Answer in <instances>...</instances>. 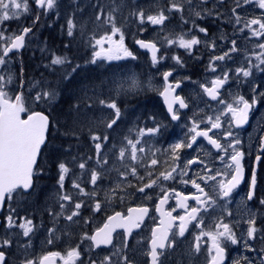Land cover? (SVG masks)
<instances>
[{
	"label": "flooded vegetation",
	"instance_id": "flooded-vegetation-1",
	"mask_svg": "<svg viewBox=\"0 0 264 264\" xmlns=\"http://www.w3.org/2000/svg\"><path fill=\"white\" fill-rule=\"evenodd\" d=\"M164 3L165 8L168 9L169 0H164ZM232 6V0H223L222 3L220 0H207V3L200 10H211L212 15H205L202 19H196L197 25L205 27L208 30L206 36L204 33L196 31L189 33V29L192 28L191 23H183L179 13H170V19L166 23L172 26V28L169 26L172 37L176 32H178V35L186 33L188 34V38L194 34L203 42L194 46L192 54L189 55L182 48L164 46L158 40L149 36L146 40L155 41L161 49L157 54L158 57H164L156 66L152 65L150 54L140 50L136 44H125L136 55L137 59L135 60L128 57L113 61L98 59L93 64L91 60L93 59L94 49L91 44L92 37L90 35L85 37L87 39L85 44L76 43V45L72 46L73 51H66L69 52L70 60L63 67H57V70L59 73L64 74L67 72L70 74L71 78L68 79L70 82L67 89L71 90V87L78 88V84L75 85V83L76 81L80 82V95L83 94L86 88L93 90L89 98L95 101L96 104L93 103V107H89L87 104L85 108L74 106L71 109L63 108V106L58 108L57 106L56 111L59 114L61 112L62 114L60 115L64 114L68 116V125L63 126L70 128V131H76V129L83 126L86 122V129L91 128V132H104L106 130L104 121L108 119V113L111 110L106 108L102 109L99 106L98 99L108 98L109 96L116 97L122 115L118 124L113 129L107 130L110 134V140L105 146L104 151L110 157L109 167L114 166L115 169H119V172H127V180L131 181V186H127L126 191L119 192L118 194L114 193L110 202L105 200L104 192L110 190L119 179V173L116 170L109 171L103 179L98 181L99 187L97 191L102 202L101 211L93 212L91 207L92 201H88L87 197L76 195L75 199L86 201V206H83L81 209L82 216L76 218L79 220V223H71L61 217L55 223V233L50 236L48 229L54 225L49 216L48 209L55 208L59 211L57 186L58 162L51 166L44 164L43 148L48 142L47 138V142L42 148L34 168L33 186L31 190L28 193H24L21 189H17L16 191V193L24 196L26 204L33 202L32 212L28 211L24 214L22 210L19 217L27 216L32 219L35 226L34 231L30 234V237L10 235L13 242L11 247L6 250L8 264H22L24 260L31 258L39 261L40 257L51 252H57L60 256L53 258L48 264H63L61 256H66L70 248H77V246H79L78 251L80 252V257L75 261V264H90L91 260L102 258L104 254L113 251L114 247L122 246L125 239V230L118 226L115 227L112 233L113 245L108 247L101 246L100 248H94L90 240L82 239L83 234L85 232L93 234L98 228H102L108 222L109 216H113L117 212L121 213L122 217H128L130 215L129 208L147 207L149 209L148 213L140 219L138 227L132 228L131 235L127 239L129 260L135 261V264H145L148 260L145 252L150 246L152 230L154 228L157 229V234L159 235V231L164 228L161 220L167 222L169 219L167 215L163 214L171 212L172 217L186 215V209L179 207L177 204L180 198L175 195V192L179 191L183 195H190L195 194L196 190L191 187L190 183H181V178L175 173V180L163 181L160 179L157 185H154L152 188H146L144 193L137 191V186H143V184L149 183L152 179L158 178L160 172L170 171L173 167L179 166L178 171L185 169L186 161L193 157H198L204 163L192 165L188 171V175L184 176L183 179H196L200 175L207 176L205 165L224 173V175L218 176L216 181H208L207 184L203 180H198L206 188V191L217 200V204L207 212L201 211L198 214L199 221L202 222L201 227H196L198 221L190 222L184 237H179V225L181 221L179 219L173 220L172 227L168 229V235L169 240H176V245L171 249L166 247V255L160 258L163 264H211V259L214 255V252L210 251L211 241L208 240L207 236H202L198 242L200 251L197 253L195 251V245L197 243L195 237L201 231H217L216 225L221 220L230 224L238 239V243L235 245L231 244V242H224L226 251L223 264H234L235 261L241 260V258H247L242 261V264H260V261L264 259V251H262L264 250V205L260 203L264 199V159L256 165L257 184L252 200L247 199V192L249 190L252 166L255 163L259 138L264 136V97L258 98V103L250 111L249 120L243 127L236 128L232 125V131L240 139V147L246 155L242 161L245 166L244 177L238 187L233 191L232 196L227 200L219 199L216 196V192L219 190V180L230 179L229 169L220 163L216 158V150L203 137H198V143L194 145L195 150L187 148L181 150L179 153V161L174 160L171 153V146L174 143L187 139L189 135L188 128L191 127L193 120L207 121L209 116L215 117L219 114L218 110L224 108V105L209 99L203 93V90L199 87L200 83H208L213 76L220 75L222 71H227L233 78L220 89V98L226 102H232L233 97L237 95L244 96L245 99L251 101L253 87H256L258 92H264V81L260 79L262 76L260 73L257 74L255 69L251 70L252 74L247 80L243 77L239 79L235 77L237 67L247 66L248 59L242 58L241 52L249 47L251 39H248L239 32L233 31V24L229 22L232 16ZM183 14L186 18L195 19L187 10V5H185ZM78 26L79 23L76 22L74 32ZM1 27L6 29L8 34L18 33L24 28V16L20 19L9 20L4 25H1ZM101 28L107 32L103 26ZM103 35L105 34H101V36ZM232 39L237 40L239 51L231 53V58L227 61H216L217 72L212 73L208 70L211 56L221 55L224 51H227L232 46ZM213 41L215 46L209 48L208 44H212ZM109 46L108 43L103 45L104 48ZM250 49L252 50V46ZM174 55L180 57L183 62L182 65L177 64L172 59ZM10 57L14 63V82L17 71H19V78L15 82L17 88L14 89V85H11V89H13L11 90L10 97L14 100L16 94L22 93L24 98V48L18 53H11ZM77 65H79L78 68H76ZM73 68H76L75 72H72ZM113 69H119L121 75L134 74L136 78H139L143 86L135 93L116 96V93L114 91L112 92L113 84L110 89L112 78L114 79L112 77L114 74ZM165 71H172L173 75L169 77L171 83L181 82V87L171 93L169 100L172 96L178 94L188 104V107L185 109H179L178 104L173 105L174 109H179L180 119L178 121L171 120L168 112V104L164 103L161 95L165 88L163 79V72ZM258 79H260V82L256 81ZM22 81L23 87L21 88ZM70 93L67 92L63 100L59 99L60 102L65 103L64 106L79 101L76 98L80 99V95H75L76 98L73 99ZM65 110L67 111L64 112ZM22 117H24V114ZM75 119L78 122H76V125L72 124L73 127H71L70 123ZM221 120L224 121L225 117L221 116ZM227 120H231L230 114L227 116ZM52 126L53 122L51 121L50 128ZM157 126H159L160 130L156 135H139L138 129ZM209 126L206 122L201 124V128H207ZM223 127L227 129L229 124L224 123ZM90 130L88 134L86 131L82 136H74L71 139L74 155L63 157L72 167V171L69 172L65 181V187L72 193H76L77 191L72 188V180L75 178L73 172L77 175L81 173V170L72 164L73 156L87 158L89 154L95 155V149L89 138ZM216 131L218 130H213V132ZM212 134L209 133V135ZM126 138L133 140L139 138L141 144L138 147H144L146 149L144 153L137 152V160L135 162L131 159V148L127 144ZM221 139L223 138L221 137ZM122 146L126 149V155L123 160H120L117 157L119 149ZM152 159L158 161L154 166H150ZM125 165H128V167ZM132 166L136 167L139 173L138 177L131 175ZM89 178L90 174L81 176V181L83 182V186L86 187V190H91L93 187L88 183ZM36 183L39 184L40 190L37 196H33V189ZM121 183L126 184L127 182L121 181ZM165 193L168 194L169 198L165 203L160 204V199ZM9 203L7 200L5 201L0 213V238H3L1 235L4 228V218L9 214V209L12 208ZM185 203L190 207L197 206L194 200H188ZM158 205L160 211H157ZM21 208L24 209V205ZM131 216L135 219L139 216V213L133 212ZM250 216L255 217L256 227L259 230L252 240H248L246 235L248 228L247 221ZM85 219L87 223L84 222ZM112 223L116 224L118 221H113ZM17 230L18 228H13L11 231L17 233ZM50 238L53 241L51 244L48 243ZM167 243L168 241H165L166 246ZM246 244L250 245L253 251L246 250ZM158 251L160 250L158 249Z\"/></svg>",
	"mask_w": 264,
	"mask_h": 264
},
{
	"label": "snow or ice",
	"instance_id": "snow-or-ice-1",
	"mask_svg": "<svg viewBox=\"0 0 264 264\" xmlns=\"http://www.w3.org/2000/svg\"><path fill=\"white\" fill-rule=\"evenodd\" d=\"M30 2L35 4L37 9L35 14V19L33 24L39 21L41 15L47 16L51 11L58 7V0H0V25H3L5 21L12 19H20L22 16L31 14ZM222 3L223 0H220ZM75 3V0H73ZM207 0H169V7L167 11L163 8L157 13L148 14L145 16L143 10L133 13L134 19L133 23L137 24L138 29L143 32L146 31L144 27L146 24L153 26H164L165 22L170 19V13H179L180 19L183 23H191L192 28L189 29V33L196 31L199 33H204L207 35L208 30L205 27L196 24V19H202L205 15H212L211 10L204 9V5ZM185 5H187V10L195 19H189L184 16ZM232 16L229 22L233 24V31L239 32L241 34L247 32L248 39L255 38L258 43L256 47L260 50L259 52H253L248 58L247 66L237 67L235 70V77L239 79L243 77L247 80L252 74V69L264 70V42H261V38H264V0H232ZM78 7V5H77ZM94 8H99L100 11L96 13V20L101 21L105 24H111V33L105 34L99 38L95 39L93 44V59L91 63L95 64L98 59H103L107 61L120 60L123 57L131 58L132 60L137 59L136 55L125 46V35L122 28L117 26L113 13L115 9L108 12L107 18H104L103 5L97 0V4L93 6ZM255 7L260 9V14L248 15V8ZM243 13V14H242ZM76 28V22L74 16H70L67 19V29L66 34L69 38L74 37V30ZM163 30V27H161ZM31 27H24L18 33L6 34V29L0 27V66L6 65L11 59L10 53L19 52L26 45V37L31 33ZM119 35L118 40H113L114 36ZM165 44L169 47H179L188 52L189 55L192 54L194 46L201 44L203 41L196 35H191L188 38V34L182 33L179 37L173 39L170 36L164 37ZM108 43L110 46L104 48L103 45ZM136 45L140 49L147 50L150 53V59L153 66H156L161 60L164 59L163 56L158 57V52H160V47L155 41L146 40L142 38H137L135 40ZM231 47L227 51H224L221 55H212L208 65V70L212 73L217 72L216 61H227L231 58V53L239 51L238 42L236 39L231 40ZM70 42L65 47H69ZM214 41L212 44H208L209 48H213ZM98 49V50H97ZM172 59L177 63L182 65V60L178 56H173ZM68 63L67 56H61L53 53L51 57L50 64H46L45 67L55 71L57 67H63ZM79 65L76 66L78 68ZM76 68L72 69V72L76 71ZM115 75V74H114ZM173 75L172 71L163 72V79L165 82V88L161 95L165 97V101L168 104V112L171 116L172 121H178L180 119L179 109H185L188 107L185 99L180 95L172 96L169 100L171 93L175 92L176 89L181 87V82L177 81L175 84L169 81V77ZM63 78L68 80L71 78L70 74L65 72ZM233 77L227 71H222L220 75L213 76L208 83H200L199 87L203 90V93L213 101L224 105V108L219 109V114L215 117L209 116L207 121L204 120H193L191 122V127L188 128L189 135L185 141L176 142L171 146V153L174 160H180V151L187 149H194V145L198 143V137H203L204 140L216 150V158L224 165L225 168L229 169L230 179L219 180L218 181V192L216 196L221 200H227L233 194V191L241 183L244 177L245 166L242 161L245 157V152L241 149L240 139L234 135L232 131V125L236 128L243 127L249 120L250 111L258 103L259 97H264V92H258L256 87L252 88V98L251 101L245 99L244 96L237 95L233 97L232 102H226L224 99L220 98V89L223 88L230 79ZM13 76L11 73L0 74V206L7 201H11L14 198V193L17 189H24L27 191L33 181L34 166L37 164V157L41 150V146L45 143L46 132L50 127L49 117L40 111L30 110L23 98L22 93L16 94L14 102L10 97L9 91L7 90L8 85L11 84ZM39 82L33 85V88L38 86ZM23 87V81L21 82V88ZM140 88V82L133 75L128 79L114 80L112 91L116 93V96L121 94L135 93ZM58 97V92L52 88L41 87L39 91L35 93L33 97V102L37 105L39 104H53L56 102ZM99 106L104 109L111 110L108 113V119L104 121L105 131L104 132H91L90 130V140L92 146L95 149V155L89 154L87 158L73 156L72 164L77 166L81 173L77 175L73 172L75 177L72 180V188L77 190L76 193L70 192L65 187L66 177L69 172L72 171V167L66 161H60L57 163V186H58V207L59 211L55 208H49L48 213L52 219L53 227L48 229L50 236L55 233V223L59 221L61 217L64 220L71 223H79V218L82 216L81 209L86 206L85 200L75 199L76 195L87 197L88 201H92L91 207L93 212H99L102 209V202L99 198V192L97 188L99 187L98 181L104 178V176L111 170H116L119 173V179L115 182L114 186L110 190L104 192V199L109 201L114 193L126 191L127 186H131V181L127 180V172H119V169H115L114 166L109 167L110 157L107 152L104 151L105 146L110 140V134L107 130L113 129L114 126L118 124L121 118V109L117 103V99L114 96H109L108 98H99ZM178 104L179 109H174L173 105ZM89 107H93V103L89 102ZM78 107V106H77ZM22 113H28L27 118H22ZM230 114L231 120H227V116ZM221 116L225 117V120H221ZM208 123L210 126L207 128H201L202 123ZM224 123H228L229 127L225 129L223 127ZM160 128L150 127V128H140L138 129L140 136L145 135H156ZM213 130H218L213 132ZM209 133H213L209 135ZM67 134V133H66ZM71 135L75 136L76 133L72 132ZM221 137L223 139H221ZM127 139V144L131 148V159L133 162L137 160V152L144 153L146 149L144 147H138L141 144L139 138ZM126 155L125 147H121L118 152L117 159L123 160ZM155 155V153H153ZM264 159V136L259 138V144L257 145V154L255 156V163L252 166L251 181L249 184V190L247 192V199L252 200L254 196V189L257 184V170L256 165ZM158 163L156 159H152L150 166H154ZM197 163H204L198 157H193L186 161L185 169H180L178 167H173L170 171H163L159 173V177L152 179L149 183L143 184V186H137V191L144 193L146 188H152L157 185L159 180L163 181L175 180L176 176L174 173L181 178L180 182L184 184H191V187L196 190L195 194L183 195L181 192L176 191L175 195L180 199L177 204L181 208L186 209V215H181L178 217H172L171 212L165 213L169 217L168 221L165 222L161 220V224L164 228L159 231L157 229L152 230V239L150 241L149 249L145 252L148 260L145 264H163L160 259L162 256L166 255V247L168 249L174 248L176 245V240H169L168 229L172 227V222L175 219L181 221L179 225V237L185 236V231L187 226L192 221H198L196 227H201L198 214L201 211H209V209L217 204V200L210 195L204 186L198 182V180H203L205 184L208 181H216V178L220 175H224L223 172L214 169L211 166L205 165V171L207 176L200 175L196 179H183L184 176L188 175V171L191 166ZM128 167V165H125ZM85 174H90L88 183L93 187L91 190H86L81 181V176ZM131 175L133 177H138L136 167H131ZM141 179H143L141 177ZM121 181H126L127 183H121ZM174 191V190H173ZM215 191V189H214ZM168 194L165 193L160 199V204H163L168 199ZM188 200H194L197 206H189L185 203ZM261 205H264V199L260 201ZM71 206V207H70ZM129 216L122 217L121 213L117 212L113 216L108 217V222L104 224L102 228H98L93 234H88L85 232L82 239H87L91 241V245L94 248H100L101 246L108 247L113 245L112 233L115 227H121L125 230V239L122 246L114 247V250L110 253H106L102 258L98 260H91L90 264H135V261L129 260L128 258V244L127 239L131 235V230L133 227H138L140 219L146 215L149 211L147 207L140 208H129ZM157 211H160L159 205L157 206ZM137 212L139 216L133 218L131 213ZM19 219V223H17ZM113 221H118V223L113 224ZM87 223V220L84 221ZM247 239L252 240L255 238L256 233L259 231L256 227V221L254 216H250L247 221ZM33 220L25 217H19L15 215V209L10 208L9 214L5 217L4 228L6 235L0 238V264H8L7 252L6 250L11 247L12 239L10 235H16L11 230L13 228H18L23 237H30V234L34 231ZM217 231H201L196 235L195 240L197 241L195 245V251L199 253L200 246L199 241L202 236H207L208 240L211 241L210 251L214 252L211 259V264H223L225 258L226 246L224 242H231L235 245L238 243V239L235 232L231 228L228 222L221 220L216 225ZM59 239V237H57ZM165 241H168L167 246ZM52 239L48 240V243H52ZM77 248H70L66 256H61L63 264H75V261L79 259L80 252ZM246 250L253 251L252 247L248 244L245 245ZM158 249L160 251H158ZM264 251V250H262ZM60 256L57 252H51L47 255L40 257L39 261L35 258L26 259L22 264H48L53 258ZM247 258H241V260L235 261L234 264H242V261ZM260 264H264V259L260 261Z\"/></svg>",
	"mask_w": 264,
	"mask_h": 264
},
{
	"label": "rangeland",
	"instance_id": "rangeland-1",
	"mask_svg": "<svg viewBox=\"0 0 264 264\" xmlns=\"http://www.w3.org/2000/svg\"><path fill=\"white\" fill-rule=\"evenodd\" d=\"M99 3L101 5H103V13H104V18H107V14L108 12L112 11L113 9H115L114 13H113V18L114 21L116 23L117 26L122 28V31L125 35V41L124 43L126 45H129L126 43V39L131 40L132 42H134L135 44V40L137 38H142V39H146L149 36L152 37L153 39L158 40L161 44H163L164 46H167L165 44L164 41V37L170 36L171 38L175 39L177 37H179L180 35H178V32H176V34L173 35V37L171 36V29L172 26H170L168 23L165 22L164 26H152L150 24H146L144 27L146 28V31L141 32L138 27L137 24L133 23V13L143 10L145 13V16L148 14H153V13H157L161 10V8H163L165 11H167V8H165V3L164 0H99ZM97 4V0H75V3H73V0H58V7L51 11L47 16L45 15H41L40 19H41V27L39 28V33L42 32L43 29L45 28H53L55 26V24H58L60 26L61 29L59 31V34L57 35V45L55 48L50 47V45L47 43V40L44 39H40V37L35 34V35H31L27 38L26 40V48L29 49H33L36 52H38L39 58L41 57V61H39V64L37 65V67H41L44 71V73L46 74L45 77H41L36 78L34 76H31L29 78H27L25 80V84H24V95H25V103L27 105V107L31 110L35 107V103L33 102V97L35 96V93L37 91L40 90L41 87L43 88H48L50 82L52 83L54 89L59 88L61 85L63 84H69L70 81L65 80L63 78L64 74L63 73H59L57 68L55 71H52L48 68L45 67L46 64H50L51 61V57L52 54H58V55H62V56H67L68 58V62H69V52L73 51V45H76V43H83L85 44L87 42V39L85 38L87 35H90L92 37V41L91 44L93 45L95 43V39L101 37V34H110L111 33V24H105L103 22V19L101 21H97L96 20V13L100 11L99 8H94L93 6ZM78 5V7H77ZM30 9H31V14H27L24 15V18L31 15V16H35L36 14V8L34 7V3L32 4L30 2ZM260 9L255 8V7H249L248 8V15H259L260 14ZM70 16H74V19L77 23H79L78 28L76 29V31L74 32V37L69 38L66 34V29H67V19ZM8 21H5L3 23V25L5 23H7ZM104 27L106 31L102 30L101 27ZM170 26V27H169ZM1 27V25H0ZM161 27H163V30H161ZM153 28V29H151ZM154 30V31H152ZM6 34H8V31L6 30ZM10 35V34H9ZM243 36L248 37V33L245 32L242 34ZM104 36V35H103ZM54 36H52L53 38ZM55 39V38H54ZM119 39V35L114 36L113 40H118ZM251 42L249 43V47L246 48V50L241 52V57L248 59L251 54L255 51V52H259L260 50L256 47L258 41L255 38H252L250 40ZM70 42V46L69 47H65V45H68ZM75 42V43H74ZM261 42H264V38H261ZM247 46V45H246ZM245 46V47H246ZM252 46V50L250 49V47ZM73 49V50H72ZM69 51V52H66ZM41 53V54H39ZM13 60L10 59L9 62L4 65V66H0V74H5L7 75L8 73H11L13 76ZM36 67V66H35ZM255 69V68H253ZM256 70V73L262 76V79L264 81V70ZM66 71V70H65ZM113 76L114 79L112 78V82L110 84V89L112 88V84L114 80H121V79H128L130 76H133L134 74H126V75H121V72L119 71V69H113ZM19 78V71H17L16 74V79L15 82L18 80ZM260 79L256 80L259 81ZM137 80L140 82V87L143 86V84L141 83V81L139 80V78L137 77ZM14 82V76H13V80L11 82V84L8 85L7 90L9 91V94L11 96V90L14 88H17V84ZM37 82H39L38 86L36 88H33V85L36 84ZM260 82V81H259ZM16 84V85H15ZM78 84V85H77ZM11 85H14V87L11 89ZM75 85L78 86L77 87H71V90H68V92L70 93V96L74 99L76 98L75 95H80V82L76 81ZM50 88V87H49ZM93 90H90L88 88L84 89L83 94L80 95V99L76 98L79 101H76L72 104H69L68 106H64L65 103L64 102H60V100H57V105L55 103L53 104H44L45 107H48L49 109H47L48 113L52 114L53 120H51L53 122V128L56 132V135L59 136L60 138L63 137L65 139L71 140L74 138L73 135H71L72 132H75L76 135L75 136H82V134H85L87 131V134L89 133V130L91 129H86V125L87 123L85 122L83 124V126L79 127L78 129H76V131H70V128L64 127V126H59L61 125V123L65 124L67 123L68 120V116L66 115H60L62 114L60 112V114L56 111L57 106L58 108H61L63 106V108H67V109H71L74 106H78L81 108H85L87 106V104L89 105V102L95 103V101L91 100V98H89L90 93ZM113 92V91H112ZM64 99V98H63ZM90 99V100H89ZM63 104V105H62ZM100 111V109H98ZM35 111V110H32ZM67 110H65L64 112H66ZM62 116V118H61ZM76 122H78L77 119L73 120L72 123H70V126L76 125ZM78 127V125H77ZM70 129V130H69ZM67 133V134H66ZM58 139V138H57ZM60 140V139H58ZM60 142V141H59ZM61 145L64 144V142H60ZM57 145V147L59 148V152L60 154L56 153L55 149H52L51 147L48 148V150L46 151V153L44 155V164L46 166H51L53 164H56L59 161H65L63 159V157L69 156V155H74V149L70 148V147H62V146ZM70 165V164H69ZM44 177H46L44 175ZM34 194L33 196H37L38 192L40 190V186L38 183H36V185L34 186ZM48 195V193H46ZM20 194L18 193H14V198L11 201H7V202H12V201H17V198ZM52 196V195H50ZM33 202H29L28 204H26L24 206V210L26 212H32V205ZM13 208V207H12ZM6 217V216H5ZM5 220V218H4ZM17 222L19 223V219H17ZM6 235L5 232V228H3L2 230V235L1 237H4ZM19 236H22V234L20 233V230H17V234Z\"/></svg>",
	"mask_w": 264,
	"mask_h": 264
},
{
	"label": "trees",
	"instance_id": "trees-1",
	"mask_svg": "<svg viewBox=\"0 0 264 264\" xmlns=\"http://www.w3.org/2000/svg\"><path fill=\"white\" fill-rule=\"evenodd\" d=\"M33 4V3H32ZM35 19V16H27L24 18V27H30L31 25H33V20ZM41 27V19H39V22L37 24L36 29L32 32L31 35H35L37 34L40 39H46L47 43L50 45V47L55 48L57 45V35L59 34L60 30H63L60 28V26L58 24H55V26L53 28H45L42 30V32L39 33V28ZM30 35V36H31ZM52 36H54L52 38ZM55 38V39H54ZM126 43L129 45H133L134 42H132L129 39H126ZM41 54V53H39ZM39 61H41V57L39 58L38 52H36L33 49H29V48H25L24 50V82L27 78L34 76L36 78H41V77H45L46 74L44 73L43 69L39 66L37 67V65L39 64ZM36 66V67H35ZM68 84H63L61 85L59 88L55 89L58 92V97L57 100H63V98H65V94L68 92L67 89ZM49 87L54 89L52 83L50 82ZM48 87V88H49ZM24 100H25V95H24ZM57 100H56V105H57ZM47 109H49L48 107H45L44 104H35V107L31 110H38V111H42L44 113H47L48 116L50 117V120H53L52 114L47 112ZM62 118V116H61ZM67 126L68 124L65 123H61V125L59 126ZM60 140H58V139ZM64 142V144L61 145L60 142ZM57 145H61L62 147H70L73 148V146L71 145V140L65 139L63 137H59L56 135V132L54 130L53 127H51L49 133H48V142L46 144V146L44 147L43 153L45 154L46 151L48 150L49 147H51L52 149L56 150V153H58L60 150L57 147ZM60 154V153H58ZM14 209H15V215L17 216V218H19L20 214L22 213V210L24 211V214L26 213V211L21 208L22 205H26V201L24 200V196L22 194H20L17 198V201H12L11 203H9Z\"/></svg>",
	"mask_w": 264,
	"mask_h": 264
},
{
	"label": "water",
	"instance_id": "water-1",
	"mask_svg": "<svg viewBox=\"0 0 264 264\" xmlns=\"http://www.w3.org/2000/svg\"><path fill=\"white\" fill-rule=\"evenodd\" d=\"M34 6H35V4H34ZM37 23L38 22H36L35 24H33L32 26H30L31 28H32V31H31V33L35 30V28H36V26H37ZM31 33H29L28 35H30ZM136 44V43H135ZM25 48V47H24ZM140 49V48H139ZM140 50H143V51H146V52H148L147 50H144V49H140ZM21 51V50H20ZM19 51V52H20ZM14 53V52H13ZM18 53V52H17ZM149 53V52H148ZM11 54V53H10ZM150 54V53H149ZM162 97H163V101H164V103L166 104V101H165V97L162 95ZM13 102H14V100H13ZM41 112V111H40ZM43 113V112H42ZM24 114V117H22V115ZM27 114L28 113H22L21 114V117L22 118H27ZM43 114H45V113H43ZM46 115V114H45ZM49 130V129H48ZM48 130H47V132H46V140H47V133H48ZM46 140H45V143H46ZM44 143V144H45ZM44 144L41 146V149L43 148V146H44ZM40 152H41V150H40ZM40 152H39V154H38V157H37V161H38V158H39V155H40ZM36 166V165H35ZM35 166H34V168H35ZM32 186H33V181H32V185H31V187L27 190V191H25L24 189H22V188H20L24 193H28L30 190H31V188H32ZM4 204H5V202L3 203V205L2 206H0V213H1V211H2V208H3V206H4Z\"/></svg>",
	"mask_w": 264,
	"mask_h": 264
},
{
	"label": "bare ground",
	"instance_id": "bare-ground-1",
	"mask_svg": "<svg viewBox=\"0 0 264 264\" xmlns=\"http://www.w3.org/2000/svg\"><path fill=\"white\" fill-rule=\"evenodd\" d=\"M25 84V83H24Z\"/></svg>",
	"mask_w": 264,
	"mask_h": 264
}]
</instances>
